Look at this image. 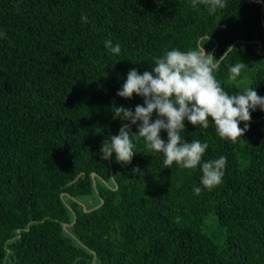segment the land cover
<instances>
[{
	"label": "trees",
	"instance_id": "16d2710c",
	"mask_svg": "<svg viewBox=\"0 0 264 264\" xmlns=\"http://www.w3.org/2000/svg\"><path fill=\"white\" fill-rule=\"evenodd\" d=\"M262 2L226 0L210 13L192 0H0V264H264L259 107L236 143L211 118L207 129L185 119L181 137L209 145L202 163L227 159L211 191L199 166L167 168L143 138L132 137L129 163L100 151L123 124L138 132L113 119L115 106L144 103L117 95L129 70L151 72L172 49L204 44L219 59L231 46L217 80L230 95L264 97ZM238 62L247 66L232 81Z\"/></svg>",
	"mask_w": 264,
	"mask_h": 264
},
{
	"label": "clouds",
	"instance_id": "9594fccd",
	"mask_svg": "<svg viewBox=\"0 0 264 264\" xmlns=\"http://www.w3.org/2000/svg\"><path fill=\"white\" fill-rule=\"evenodd\" d=\"M198 2L208 6L210 13L227 6L226 0H192V6L196 7ZM81 20L87 23V16L82 15ZM105 48L112 54L121 52L120 45L113 46L111 40L105 41ZM231 48L219 59L206 52L204 44L187 52L172 49L162 57L154 58L151 72L140 74L136 69L129 70L117 95L130 99L136 94L144 98V103L136 105L134 111L122 105L115 106L113 119L136 124L138 132L132 133L130 124H123L119 135L103 142L102 159L108 160L115 152L117 162L129 163L134 154L132 137L135 136L143 138L148 154L163 153L165 167L171 168L174 163L183 169L199 166L204 188L211 191L221 184L226 157L202 163L208 143L188 142L181 137V132L185 129V119L198 128L207 129L211 118L219 138L236 143L250 126L251 111L257 107L264 111V97L255 89L249 87L230 95L217 80L214 73ZM246 66L243 62L231 65L229 79L235 81ZM154 112L157 118L150 122ZM242 121L245 122L243 128L240 127ZM161 130H166L167 142L161 138ZM133 172H140V169L136 167ZM193 192L199 195L201 188L194 187Z\"/></svg>",
	"mask_w": 264,
	"mask_h": 264
},
{
	"label": "water",
	"instance_id": "95a60500",
	"mask_svg": "<svg viewBox=\"0 0 264 264\" xmlns=\"http://www.w3.org/2000/svg\"><path fill=\"white\" fill-rule=\"evenodd\" d=\"M262 4L264 5V3L262 2ZM264 7V6H263ZM261 47H262V44H261V42H259V48L261 49ZM260 54H263V53H260ZM153 121V117L151 118V122ZM97 175V173L95 172L94 173V177ZM95 200L94 199H92V202H94ZM86 210V209H85ZM76 219H77V216L75 215V221H76ZM66 226V225H65Z\"/></svg>",
	"mask_w": 264,
	"mask_h": 264
},
{
	"label": "bare ground",
	"instance_id": "6f19581e",
	"mask_svg": "<svg viewBox=\"0 0 264 264\" xmlns=\"http://www.w3.org/2000/svg\"><path fill=\"white\" fill-rule=\"evenodd\" d=\"M261 53V52H260Z\"/></svg>",
	"mask_w": 264,
	"mask_h": 264
}]
</instances>
